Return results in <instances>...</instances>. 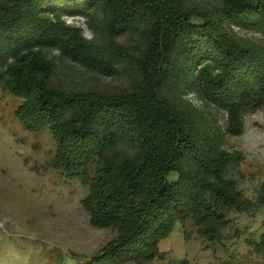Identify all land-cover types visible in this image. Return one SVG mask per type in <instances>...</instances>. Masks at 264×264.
Listing matches in <instances>:
<instances>
[{"label":"trees","instance_id":"trees-1","mask_svg":"<svg viewBox=\"0 0 264 264\" xmlns=\"http://www.w3.org/2000/svg\"><path fill=\"white\" fill-rule=\"evenodd\" d=\"M110 1L0 0V85L23 99L16 114L28 129L51 131L53 164L89 186L91 223L118 232L85 264L150 261L177 222L187 237L222 242L232 213L264 209V181L251 198L228 176L237 154L187 96L226 111L224 133H243L246 114L264 106V49L225 22L264 33V0H223L215 14L187 0ZM107 4L121 33L150 26L149 49L114 50L63 19ZM52 48L100 73L131 63L137 80L118 92L58 86Z\"/></svg>","mask_w":264,"mask_h":264},{"label":"rangeland","instance_id":"rangeland-1","mask_svg":"<svg viewBox=\"0 0 264 264\" xmlns=\"http://www.w3.org/2000/svg\"><path fill=\"white\" fill-rule=\"evenodd\" d=\"M186 3L187 8H206L215 14L223 0ZM114 17L113 6L107 4L90 9L87 15H67L63 19L67 25L80 28L85 38L103 46L111 43L114 50L134 54L150 48L147 23L139 31L121 33ZM225 25L241 42L264 49L262 31L229 22ZM46 55L56 65L54 84L68 89L118 92L130 88L135 83L133 78L137 80L130 74L131 63L111 75L66 57L59 48L46 51ZM187 97L223 131V147L237 154L239 160L230 164L228 176L247 196L255 198L264 181V106L248 112L243 133L232 135L224 133L226 111L199 94ZM22 101L0 85V264H85L116 239L118 232L91 223L83 204L89 186L53 164L57 140L48 128L37 131L24 125L16 114ZM230 218L222 242L206 240L196 229H187V237L183 224L177 222L159 240L156 257L126 264H264V209L234 212Z\"/></svg>","mask_w":264,"mask_h":264}]
</instances>
